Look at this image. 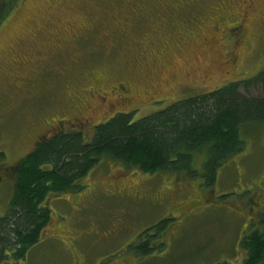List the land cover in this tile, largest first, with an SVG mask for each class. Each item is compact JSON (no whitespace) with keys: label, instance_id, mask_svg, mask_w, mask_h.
I'll return each instance as SVG.
<instances>
[{"label":"rangeland","instance_id":"obj_1","mask_svg":"<svg viewBox=\"0 0 264 264\" xmlns=\"http://www.w3.org/2000/svg\"><path fill=\"white\" fill-rule=\"evenodd\" d=\"M167 1L21 0L0 27L6 167L66 126L59 121L78 114L77 98L86 102L87 91L101 90L112 104L111 87L129 83L132 100L110 109L100 104L86 117L95 125L135 112L137 121L264 70V0H185L191 19L184 23L162 20L160 5ZM240 23L232 27L236 38L225 43L223 30ZM213 33L217 38L203 41ZM243 93L262 94L256 86ZM252 124L243 129L245 151L225 164L212 189L202 179L99 163L80 182L83 190L48 199L51 223L26 258L0 264H241L238 242L264 205V125ZM203 160L195 159L196 170ZM5 166L0 218L14 190ZM166 220L163 252L136 254L135 238Z\"/></svg>","mask_w":264,"mask_h":264},{"label":"trees","instance_id":"obj_2","mask_svg":"<svg viewBox=\"0 0 264 264\" xmlns=\"http://www.w3.org/2000/svg\"><path fill=\"white\" fill-rule=\"evenodd\" d=\"M20 3L0 0V27ZM252 86L262 94L246 96L243 92ZM134 115L120 113L86 130L60 129L11 167L5 166L6 156L0 152V165L14 181L8 212L0 218V263L25 259L51 223L48 199L83 190L80 182L101 162L113 161L147 175L167 172L202 179L212 189L225 164L245 151L244 127L264 125V70L252 79L231 81L140 120L135 121ZM198 156H204L200 171L194 166ZM262 208L238 242L241 264H264ZM166 222L144 232L145 242L132 243L136 254L137 250L142 256L163 252L170 228Z\"/></svg>","mask_w":264,"mask_h":264},{"label":"flooded vegetation","instance_id":"obj_3","mask_svg":"<svg viewBox=\"0 0 264 264\" xmlns=\"http://www.w3.org/2000/svg\"><path fill=\"white\" fill-rule=\"evenodd\" d=\"M164 1H166V0H164ZM176 1L178 2V0H176ZM182 1H184V2L183 3L182 2H178V6L177 7H174L173 5H171L172 2L175 3V0H170V1H167L166 4L165 3L162 4L161 6L164 5L162 7V11H161V15H160V17L162 16V20L163 21H172V20L178 19V20H182L181 22L184 23L187 20L191 19V9H189L191 7V5L189 6V5H187V3L185 4V0H182ZM190 2H191V0H190ZM215 15H217V13ZM183 16H185V17H183ZM236 20H237V18L229 19L230 22H234ZM229 26H230V28L229 29H224L223 33H222V38L225 39V43H227V44H229L230 42H232L233 39L236 38L237 34L234 33V31L241 27V23L240 24H236V25L231 24ZM234 26L236 27V29H232V27H234ZM218 31H219V29L216 28L214 32H218ZM226 33H227V35H225ZM185 35H188V34L185 33ZM215 38H217V36H215V34L213 33V36L204 38L203 41H205V42L213 41V39H215ZM238 40H239V38L236 39V41H238ZM180 47H181V43L179 45H177V48H180ZM182 87L183 88L186 87V84L181 86V89H183ZM92 92L93 93L88 92V91L85 92V93H87V95H86L87 96V101L86 102H83L82 99L77 98V104H78L77 109L79 110L78 114H75L71 120L59 121L60 124H65L66 126H64V125L63 126H59L58 127L59 129H57L56 132H52V134H50L47 137L44 136L43 139H41V140L39 138L37 143H40V141L52 137L60 129L68 130V129H65V127H67V126L69 127V129H79V128L83 129V130L89 129V127L92 126V125L90 123V120L86 117V115L88 113L98 112L101 108L96 110V108L94 109V107H98V105H100V104L101 105H105L106 107L109 106V109H110V108H116V106L128 103L130 100L133 99L132 87L127 82H125V83H121V82L119 83L118 82V83H115L111 87V95L110 96L115 101V103H112V104H108L109 103L108 102V96L105 97L106 93L103 94L101 90L92 91ZM167 99H169V98L157 99V100H153L151 103H156V102H159V101L162 102V101H166ZM102 102L104 104H102ZM117 111H115V112H117ZM119 111H121V110H119ZM115 112H113V113H115ZM78 122H83L81 124L82 127L79 126ZM146 238H147V235L145 236L144 234H140L138 236L137 240L141 239L142 241L145 242ZM137 240H135V241H137ZM160 243H162V242H159V244Z\"/></svg>","mask_w":264,"mask_h":264}]
</instances>
